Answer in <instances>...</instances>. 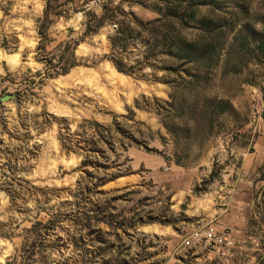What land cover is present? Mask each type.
<instances>
[{
	"label": "rangeland",
	"instance_id": "1",
	"mask_svg": "<svg viewBox=\"0 0 264 264\" xmlns=\"http://www.w3.org/2000/svg\"><path fill=\"white\" fill-rule=\"evenodd\" d=\"M261 135L264 0H0V264H264V155L183 245Z\"/></svg>",
	"mask_w": 264,
	"mask_h": 264
},
{
	"label": "crops",
	"instance_id": "2",
	"mask_svg": "<svg viewBox=\"0 0 264 264\" xmlns=\"http://www.w3.org/2000/svg\"><path fill=\"white\" fill-rule=\"evenodd\" d=\"M263 155L264 135H261L253 145V151L242 159L243 161L241 167L237 168L238 175H236L234 179H229L224 181L223 184L213 187L212 192L209 194L212 199L211 209L206 215H204V218H199L198 225L193 227L188 226L192 227L188 228L190 229V232L204 228L206 225L214 221H216V225L219 228L223 229H230L234 225L240 226V224H243L242 216L244 215V199L246 190L248 189V187H245L244 185V175L249 174L248 172L253 173L255 171V169L260 165ZM227 177L229 178V175ZM173 192V197H171L172 207L177 206L178 208H184L185 206L187 207V213L194 211L193 208H190L188 211L190 206V202H188L191 194L190 188L183 187L181 189H177L176 186H173ZM200 213L202 214L201 211ZM237 220L238 223L236 222ZM168 228H172V226L160 225L158 230L161 233L163 232L164 236H168ZM233 235L235 240H237L236 234L234 233Z\"/></svg>",
	"mask_w": 264,
	"mask_h": 264
},
{
	"label": "built area",
	"instance_id": "3",
	"mask_svg": "<svg viewBox=\"0 0 264 264\" xmlns=\"http://www.w3.org/2000/svg\"><path fill=\"white\" fill-rule=\"evenodd\" d=\"M204 244L230 250L235 246V238L230 230L209 225L191 232L183 241L186 248H198Z\"/></svg>",
	"mask_w": 264,
	"mask_h": 264
},
{
	"label": "trees",
	"instance_id": "4",
	"mask_svg": "<svg viewBox=\"0 0 264 264\" xmlns=\"http://www.w3.org/2000/svg\"><path fill=\"white\" fill-rule=\"evenodd\" d=\"M115 67L117 68L118 71H122L123 66L120 63H115ZM72 68V67H71Z\"/></svg>",
	"mask_w": 264,
	"mask_h": 264
},
{
	"label": "bare ground",
	"instance_id": "5",
	"mask_svg": "<svg viewBox=\"0 0 264 264\" xmlns=\"http://www.w3.org/2000/svg\"><path fill=\"white\" fill-rule=\"evenodd\" d=\"M121 76V75H120ZM120 78V77H119ZM121 79V78H120Z\"/></svg>",
	"mask_w": 264,
	"mask_h": 264
}]
</instances>
